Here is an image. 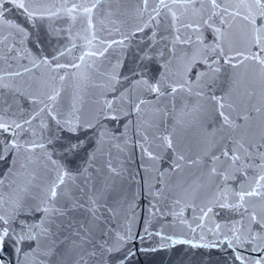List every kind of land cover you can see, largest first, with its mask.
Listing matches in <instances>:
<instances>
[{"label": "snow or ice", "instance_id": "6c2138e0", "mask_svg": "<svg viewBox=\"0 0 264 264\" xmlns=\"http://www.w3.org/2000/svg\"><path fill=\"white\" fill-rule=\"evenodd\" d=\"M105 3L111 29L97 16ZM126 4L139 21L131 31L121 27ZM54 8L0 0V264H129L137 252L176 244L205 250L197 264H264V130L251 126L264 117V0H65ZM12 11L22 23L8 19ZM60 17L80 20L88 44L103 50L73 56L68 30L53 26ZM98 24L120 39H101ZM236 29L242 47L232 44ZM133 43L131 61L117 58L102 82L55 86L69 69ZM245 63L258 78L229 101L221 70ZM185 96L201 102L178 108ZM189 133L201 145L194 156L182 146ZM114 151H138L144 174L131 179L148 201L144 235L113 224L128 203ZM137 206L128 205L132 220ZM155 216L172 217L193 239L149 231ZM153 235L159 248L133 243Z\"/></svg>", "mask_w": 264, "mask_h": 264}, {"label": "water", "instance_id": "95a60500", "mask_svg": "<svg viewBox=\"0 0 264 264\" xmlns=\"http://www.w3.org/2000/svg\"><path fill=\"white\" fill-rule=\"evenodd\" d=\"M43 2L49 6L55 5L56 8H59L62 4L65 3V0H43ZM75 2V0H68V3ZM115 7V5H113ZM126 15L121 17L123 24L121 25L122 29L125 31H131L134 29L135 25L139 23L136 18L132 6L126 4ZM54 8L53 10H56ZM108 5L107 3L103 4L102 7L97 11V16L101 20L106 29H111L112 25L108 22V19L105 16L107 12ZM8 19L14 22H23V16L19 12L12 11L8 14ZM53 26L57 29H65V34L70 35L71 39L78 45L74 50L73 56H77L81 53V49H87L88 47H95L103 50L105 45H102L99 41H93L92 45L88 44V40L91 39L90 36L86 38V33L84 32V25L80 20L72 22L65 17L55 18L52 22ZM119 23V22H118ZM7 34V30L5 33ZM97 34L101 39L111 42L112 39H120L119 34L113 33L109 35L108 30H100V25H97ZM232 44L234 47H242L243 41L241 34L238 29L234 30L232 37ZM135 50V44L133 43L127 49L121 50L120 48L109 49L103 57H100L96 60V63L93 65L90 60H86L84 64L81 65L80 69H69L68 78L61 84L60 81H55L56 87H63L69 92L77 91L82 84V77L87 76L89 80L93 83H100L103 80L102 73L106 70H109L110 64H115L117 58H123L125 64L131 61L133 53ZM71 58V57H70ZM62 63L66 62L64 59L61 60ZM0 69H7L6 64H0ZM196 71H200L199 68ZM40 74L44 79L48 78L47 73L43 69L40 70ZM258 78V70L252 65L245 63L238 68H229L225 67L221 70L219 81L223 89V94L226 98L231 101L235 99L242 88L243 85L251 82L252 80ZM51 83V81H49ZM195 96H185L178 99L177 107H182L184 104L190 106H196L200 103ZM253 130H264V117L254 115L252 122ZM182 146L185 152L189 155H195L201 148V145L197 143L194 133H189L187 135L182 134ZM115 162L118 166L123 167L124 175L122 178L116 181L117 185L123 183L126 189L127 201L128 203L123 206V209H118L119 215L113 220V224L122 228L129 223H131L132 232L144 235L145 221L148 219V201L140 193V188L138 184L131 179V176L138 171L143 175V170L140 168V158L138 151L134 154L133 152H126L123 155H119L113 152ZM149 167H151V162H145ZM5 164H0V171L6 170ZM166 168L167 165L165 164ZM154 175V173H153ZM141 178L140 175L136 176V181H139ZM133 193H136V198L133 199ZM136 204L138 205L135 211V219L132 220V211L133 209L129 208L128 205ZM166 210V209H165ZM187 216V213H186ZM149 231L155 233L163 229V232L168 235H172L174 239L181 240H190L193 239L190 233H185V231L176 224L172 217H161L155 216L151 218V223L147 225ZM167 243L166 241H163ZM194 242H200L198 237ZM137 248H159V245L162 243L159 237L153 235L152 237H146L142 242L135 240L133 242ZM130 247L132 245H129ZM205 251L203 249L191 248L188 244H176L175 246L163 248L156 252L141 253L137 252L136 257H134L129 264H197L200 260V254ZM227 255V253H225ZM214 259L218 257L214 256Z\"/></svg>", "mask_w": 264, "mask_h": 264}]
</instances>
